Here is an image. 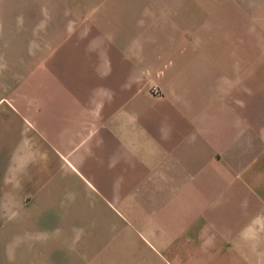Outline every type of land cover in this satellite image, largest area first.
<instances>
[{"label": "crops", "instance_id": "obj_1", "mask_svg": "<svg viewBox=\"0 0 264 264\" xmlns=\"http://www.w3.org/2000/svg\"><path fill=\"white\" fill-rule=\"evenodd\" d=\"M2 221L0 264H264V0H0Z\"/></svg>", "mask_w": 264, "mask_h": 264}, {"label": "rangeland", "instance_id": "obj_2", "mask_svg": "<svg viewBox=\"0 0 264 264\" xmlns=\"http://www.w3.org/2000/svg\"><path fill=\"white\" fill-rule=\"evenodd\" d=\"M94 0H49L50 5H57L60 4L62 6L65 5H74V6H85L88 5L89 3H93ZM95 1H100V0H95ZM158 1H162L163 4L165 2V0H158ZM251 2L252 0H210V5L214 6V5H223V6H244V7H249L251 6ZM153 92L155 94H159V89L158 88H153ZM1 225V231H7L10 228V223L9 221H2L0 223ZM7 233V232H6Z\"/></svg>", "mask_w": 264, "mask_h": 264}]
</instances>
